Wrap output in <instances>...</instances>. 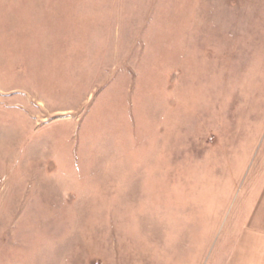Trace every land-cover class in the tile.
Masks as SVG:
<instances>
[{
	"label": "rangeland",
	"instance_id": "374dc122",
	"mask_svg": "<svg viewBox=\"0 0 264 264\" xmlns=\"http://www.w3.org/2000/svg\"><path fill=\"white\" fill-rule=\"evenodd\" d=\"M262 194L264 0H0V264H227Z\"/></svg>",
	"mask_w": 264,
	"mask_h": 264
},
{
	"label": "crops",
	"instance_id": "0c3cea01",
	"mask_svg": "<svg viewBox=\"0 0 264 264\" xmlns=\"http://www.w3.org/2000/svg\"><path fill=\"white\" fill-rule=\"evenodd\" d=\"M244 233L245 238L230 253L227 264H264V194L248 215Z\"/></svg>",
	"mask_w": 264,
	"mask_h": 264
}]
</instances>
